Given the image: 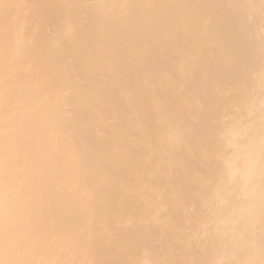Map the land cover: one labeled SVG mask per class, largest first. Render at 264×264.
<instances>
[{
	"label": "bare ground",
	"instance_id": "obj_1",
	"mask_svg": "<svg viewBox=\"0 0 264 264\" xmlns=\"http://www.w3.org/2000/svg\"><path fill=\"white\" fill-rule=\"evenodd\" d=\"M2 109L6 264L264 261L260 0H2Z\"/></svg>",
	"mask_w": 264,
	"mask_h": 264
},
{
	"label": "snow or ice",
	"instance_id": "obj_2",
	"mask_svg": "<svg viewBox=\"0 0 264 264\" xmlns=\"http://www.w3.org/2000/svg\"><path fill=\"white\" fill-rule=\"evenodd\" d=\"M2 2V0H0ZM261 8L264 9V0H260ZM70 31V28L67 29ZM261 129L264 132V119L261 121ZM229 151L233 150V146H229ZM223 149H220L222 155ZM249 163L247 170L250 173V183L255 178V170L259 168V196L264 205V138L260 142V158L257 161L254 154H250L248 157ZM229 174L236 175V172L232 171V164L229 161L227 164ZM239 171V170H237ZM5 166L0 165V177L5 175ZM255 196V191L250 193V197ZM264 210V209H262ZM19 208L13 203V193L10 187L0 183V247H3L7 251H17L22 249L27 243L28 239L24 235L23 230L18 226ZM262 248H264V242H262ZM0 264H6L5 261L0 260ZM9 264H26L24 261L9 262ZM206 264V262H204ZM264 264V261L261 262Z\"/></svg>",
	"mask_w": 264,
	"mask_h": 264
},
{
	"label": "rangeland",
	"instance_id": "obj_3",
	"mask_svg": "<svg viewBox=\"0 0 264 264\" xmlns=\"http://www.w3.org/2000/svg\"><path fill=\"white\" fill-rule=\"evenodd\" d=\"M0 116H3L5 117L7 115L6 111L4 109L0 110ZM19 115V114H18ZM18 117V116H17ZM19 141L20 140H17V149L20 151V144H19ZM23 146V145H22ZM16 170H17V174H16V178H15V182L16 183V186H17V202H19V197H20V194L22 193V188H23V184H21V181H20V177H21V174L24 175L25 172H27L28 170V167H27V162H24V163H20L18 162V164L16 165ZM14 186V184H13ZM18 219H19V215H18ZM19 226V225H18Z\"/></svg>",
	"mask_w": 264,
	"mask_h": 264
}]
</instances>
